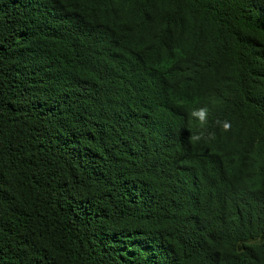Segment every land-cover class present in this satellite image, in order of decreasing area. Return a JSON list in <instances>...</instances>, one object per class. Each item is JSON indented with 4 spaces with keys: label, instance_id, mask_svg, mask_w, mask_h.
Returning <instances> with one entry per match:
<instances>
[{
    "label": "trees",
    "instance_id": "16d2710c",
    "mask_svg": "<svg viewBox=\"0 0 264 264\" xmlns=\"http://www.w3.org/2000/svg\"><path fill=\"white\" fill-rule=\"evenodd\" d=\"M0 264H264V0H0Z\"/></svg>",
    "mask_w": 264,
    "mask_h": 264
}]
</instances>
